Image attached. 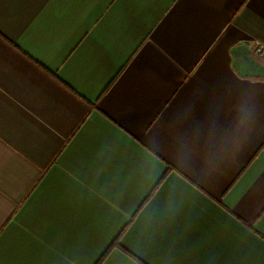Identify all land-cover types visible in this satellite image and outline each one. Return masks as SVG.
Returning <instances> with one entry per match:
<instances>
[{
    "label": "crops",
    "instance_id": "crops-1",
    "mask_svg": "<svg viewBox=\"0 0 264 264\" xmlns=\"http://www.w3.org/2000/svg\"><path fill=\"white\" fill-rule=\"evenodd\" d=\"M264 0H0V264H264Z\"/></svg>",
    "mask_w": 264,
    "mask_h": 264
},
{
    "label": "trees",
    "instance_id": "trees-1",
    "mask_svg": "<svg viewBox=\"0 0 264 264\" xmlns=\"http://www.w3.org/2000/svg\"><path fill=\"white\" fill-rule=\"evenodd\" d=\"M118 240H119V235L114 239V241L110 244V246L106 249V251L103 253V255L98 259V261L95 264H101L104 258L107 256V254L110 252V250L113 247H119Z\"/></svg>",
    "mask_w": 264,
    "mask_h": 264
},
{
    "label": "built area",
    "instance_id": "built-area-1",
    "mask_svg": "<svg viewBox=\"0 0 264 264\" xmlns=\"http://www.w3.org/2000/svg\"><path fill=\"white\" fill-rule=\"evenodd\" d=\"M253 51L255 54L260 55L264 60V45L261 43H256L254 45Z\"/></svg>",
    "mask_w": 264,
    "mask_h": 264
}]
</instances>
